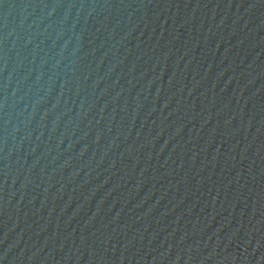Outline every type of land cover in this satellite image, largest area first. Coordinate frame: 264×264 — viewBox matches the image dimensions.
I'll return each instance as SVG.
<instances>
[{"label":"water","instance_id":"1","mask_svg":"<svg viewBox=\"0 0 264 264\" xmlns=\"http://www.w3.org/2000/svg\"><path fill=\"white\" fill-rule=\"evenodd\" d=\"M0 264H264V0H0Z\"/></svg>","mask_w":264,"mask_h":264}]
</instances>
